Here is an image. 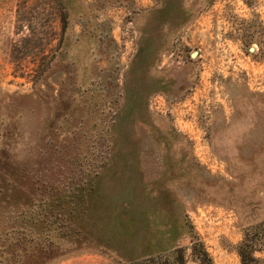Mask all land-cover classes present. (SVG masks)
Returning a JSON list of instances; mask_svg holds the SVG:
<instances>
[{
	"label": "rangeland",
	"instance_id": "1",
	"mask_svg": "<svg viewBox=\"0 0 264 264\" xmlns=\"http://www.w3.org/2000/svg\"><path fill=\"white\" fill-rule=\"evenodd\" d=\"M245 236L264 264V0H0V264Z\"/></svg>",
	"mask_w": 264,
	"mask_h": 264
},
{
	"label": "trees",
	"instance_id": "2",
	"mask_svg": "<svg viewBox=\"0 0 264 264\" xmlns=\"http://www.w3.org/2000/svg\"><path fill=\"white\" fill-rule=\"evenodd\" d=\"M254 245L255 244H253V242L249 243V240H247V237L245 236V239L239 248V254L242 260V264H244V261L246 260V255H249L250 253L255 251ZM191 251L193 254L192 257L193 262H195L196 264H213L212 258L207 252L204 243L198 237H195V241L192 244ZM131 264H147V263L133 262ZM161 264H187V262L184 258V255L182 254V251L178 250L176 252H173L172 256H168L167 258H165L161 262Z\"/></svg>",
	"mask_w": 264,
	"mask_h": 264
}]
</instances>
